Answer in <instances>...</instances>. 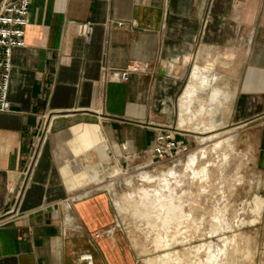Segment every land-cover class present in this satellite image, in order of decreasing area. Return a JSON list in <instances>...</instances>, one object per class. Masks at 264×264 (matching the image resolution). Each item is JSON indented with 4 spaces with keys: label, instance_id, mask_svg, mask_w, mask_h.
<instances>
[{
    "label": "crops",
    "instance_id": "1",
    "mask_svg": "<svg viewBox=\"0 0 264 264\" xmlns=\"http://www.w3.org/2000/svg\"><path fill=\"white\" fill-rule=\"evenodd\" d=\"M221 54L239 65L237 76L233 65L221 72L231 91L220 86ZM12 61L10 110L0 112V264L137 263L111 197H77L75 160L102 159L72 153L86 131L101 153L139 159L178 109L177 129L195 134L196 113L210 109L205 121L222 128L227 117L245 136L264 184V0H31ZM132 64L148 68L102 82L104 66Z\"/></svg>",
    "mask_w": 264,
    "mask_h": 264
},
{
    "label": "rangeland",
    "instance_id": "2",
    "mask_svg": "<svg viewBox=\"0 0 264 264\" xmlns=\"http://www.w3.org/2000/svg\"><path fill=\"white\" fill-rule=\"evenodd\" d=\"M218 61L219 71L217 69L216 71L222 76L220 86L226 89V81H223L222 73H228L229 67L231 68L233 65L234 69L232 73L237 76L239 65H237L236 59L233 62L231 56L226 54L218 55ZM234 82L236 83V81ZM226 90L231 91L230 89ZM176 120L175 128H177L179 122V109L177 111ZM225 120L227 124L222 128H216L213 132L220 131L221 135L231 134L229 132L234 131V129H232L233 127L228 123L227 117ZM180 132L189 143L190 151L186 155L174 162L162 161L154 163L147 154L142 155L139 159H122L121 169L122 171L125 170V172L131 171V177L128 180H121L117 185L116 192L119 193L120 196L125 194L136 197L137 187L146 181H151L155 184V187L166 196L171 192L170 188L172 185L180 183L181 173L185 172L183 178L184 183L178 186L175 195H178V197H181L183 200H191L195 204L198 216L209 218L210 213L214 209L215 202L219 200L222 207H224L225 204L229 205L231 217H233L234 212H241L243 211V207H245L247 213L242 214L241 219L245 218L246 221H250L253 218L252 209L255 207L254 196L258 193L264 197V184H259V175L261 173H259L260 171L257 167L258 162L254 152L251 151L249 145L242 144L241 142L242 138L245 136H243L241 132L239 133V131H234L238 133L237 143H235V152L231 147H228V145L225 146L224 151L220 150L213 152L211 149L215 141H202L200 139L201 137H196L212 133L211 131L199 132L196 134L181 130ZM250 132L252 133L254 131L249 130L245 132V134H249ZM89 133L88 131L82 133L80 145H76L77 143L73 144L71 148L73 154L79 157L82 153H87L92 149L98 151L101 146L91 137V133L88 137ZM43 139L44 138L37 144L35 148L36 153L41 150L42 144H44ZM200 151H203L206 157L197 160L196 163L192 162L191 159L193 156H198ZM242 152H246L247 156L243 157ZM100 155L102 159L95 161L90 159L87 163L83 159L77 158L74 164L79 163L80 166H83L81 170L79 169V171H76L78 175L92 178L93 175L89 174H93L96 169H99L101 171V177L105 178L107 176V171L113 169V165L117 163V161L112 158L111 162L107 161L109 155H107L105 149L102 153L100 151ZM208 158L214 160V165L210 169L211 183H209V188L211 191L201 192L204 187H201V181L195 174V168L203 162H207ZM79 165L77 167H80ZM221 172H223V174ZM242 175L244 180L238 182L236 186H234L233 180H235L236 176L240 177ZM93 189L88 195L96 192H105L111 197L116 211V225L125 234L127 237L126 242L130 243L134 250L138 259L136 264H144V259L150 256L149 252L142 251L146 249V236L141 244H136L135 239L129 231L133 229L142 232L141 230L144 226V221L139 220L133 214L132 209L134 207V202H121L117 200L110 189L96 191ZM185 192H188V194ZM84 193L85 192L82 190L76 194L80 195ZM135 200V203H139L137 198H135ZM237 231L242 234L239 235L241 252L233 254L235 261L239 260V264H264V212L260 223L256 225L247 223ZM248 250H251L252 258L248 257L246 254Z\"/></svg>",
    "mask_w": 264,
    "mask_h": 264
},
{
    "label": "bare ground",
    "instance_id": "3",
    "mask_svg": "<svg viewBox=\"0 0 264 264\" xmlns=\"http://www.w3.org/2000/svg\"><path fill=\"white\" fill-rule=\"evenodd\" d=\"M202 84L203 87H207L209 81L204 80ZM196 114L202 119V122L194 123L195 126L192 125L189 129L196 133L211 131L212 133L204 136H197L201 137L202 141H215L211 151H224L225 146L228 145L235 152L236 136L233 134L221 135L220 131L213 132L216 128L205 121L211 118L213 111L202 109ZM183 119L185 118L183 117ZM186 120H188V116ZM182 123L184 124L185 121ZM200 124L205 126L200 127ZM49 130L48 126L47 132ZM98 151L100 152L101 149L99 148ZM108 155L107 161L111 162L112 158L117 163L113 165V169L107 171L105 178L101 177L99 169H96L93 174H89L93 175L92 178L79 176L77 172L72 173L71 176L78 189L85 192L77 197L88 195L94 187L95 191L110 189L114 197L121 202H134L133 214L139 220L144 221V226L142 232L133 229L129 231L136 244H141L146 236V249L142 251L149 252L150 256L144 259V264H239V260L235 261L233 256L234 253L241 252L239 235L242 234L237 230L247 223L251 225L260 223L264 211V197L258 193L255 194V207L252 209L253 218L250 221H246L245 218L241 219L242 214L247 213L245 207L241 212H234L231 217L229 205L225 204L222 207L219 200L215 202L209 218L200 217L191 200H183L175 195L178 186L184 183L185 172L181 173L180 183L172 185L171 192L166 196L151 181H146L137 187L136 197L125 194L120 196L116 192L117 185L123 179L128 180L131 177V171H122L119 159H116L113 153ZM204 157H206L205 153L200 151L198 156H193L191 161L196 163L197 160ZM150 160L152 161V157ZM213 165L214 160L208 158L207 162H203L195 168V174L201 181V187H204L201 192L211 191L209 188L210 169ZM221 173L223 174V172ZM243 180V175L236 176L233 185L236 186ZM185 193L188 194V192ZM135 198L139 200V203H135ZM246 254L251 257V250H248Z\"/></svg>",
    "mask_w": 264,
    "mask_h": 264
},
{
    "label": "built area",
    "instance_id": "4",
    "mask_svg": "<svg viewBox=\"0 0 264 264\" xmlns=\"http://www.w3.org/2000/svg\"><path fill=\"white\" fill-rule=\"evenodd\" d=\"M31 0H6L0 5V112L10 110L9 91L13 70V51L25 45L26 28L29 23ZM118 25H123L119 21ZM87 40L92 37L88 27ZM148 67L132 64L126 68L103 67L102 82H127L131 75L145 71ZM190 151L189 143L175 127L162 129L157 143L146 152L154 163L174 162Z\"/></svg>",
    "mask_w": 264,
    "mask_h": 264
}]
</instances>
